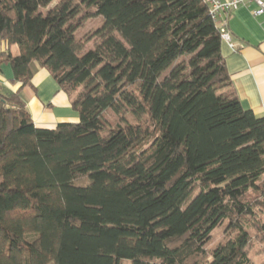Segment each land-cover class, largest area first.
<instances>
[{"label": "trees", "instance_id": "trees-1", "mask_svg": "<svg viewBox=\"0 0 264 264\" xmlns=\"http://www.w3.org/2000/svg\"><path fill=\"white\" fill-rule=\"evenodd\" d=\"M0 41L11 82L37 63L79 117L37 128L20 91L0 95V264H252L264 117L238 100L206 5L0 0ZM223 223L234 235L206 251Z\"/></svg>", "mask_w": 264, "mask_h": 264}, {"label": "crops", "instance_id": "crops-1", "mask_svg": "<svg viewBox=\"0 0 264 264\" xmlns=\"http://www.w3.org/2000/svg\"><path fill=\"white\" fill-rule=\"evenodd\" d=\"M253 4L240 6L227 18V32L233 47L222 41L221 55L235 94L244 109L264 117V15L253 16ZM5 50L0 41V52ZM15 55L16 47L11 48ZM27 86L11 82L8 64L0 66V95L20 91L37 128L53 129L60 123H77L71 98L61 91L49 73L37 63L30 65Z\"/></svg>", "mask_w": 264, "mask_h": 264}, {"label": "rangeland", "instance_id": "rangeland-1", "mask_svg": "<svg viewBox=\"0 0 264 264\" xmlns=\"http://www.w3.org/2000/svg\"><path fill=\"white\" fill-rule=\"evenodd\" d=\"M55 3V2H54ZM100 25L99 19H92L84 24V26L77 32L78 38H85L86 36L92 35V32ZM95 40L87 44V48L92 47ZM75 96V95H73ZM73 98V97H72ZM105 119L110 123L111 127L119 124V118L116 117L112 112L107 111L105 113ZM128 120L131 123H134V120L131 117H128ZM144 121V118L142 119ZM54 129V128H53ZM248 198L254 200L256 195L249 193ZM258 219L261 224H264V212L258 213ZM254 230L251 231L252 243L250 248L247 250V254L252 264H264V242L260 240V237L256 236ZM234 234L229 232L227 229L226 223L219 225L210 235V239L205 245L206 251H211L217 247L220 243L224 242L229 237H232Z\"/></svg>", "mask_w": 264, "mask_h": 264}, {"label": "built area", "instance_id": "built-area-1", "mask_svg": "<svg viewBox=\"0 0 264 264\" xmlns=\"http://www.w3.org/2000/svg\"><path fill=\"white\" fill-rule=\"evenodd\" d=\"M208 7V14L211 20L218 24L221 33V40L233 47L229 33L227 32V18L240 6L253 4L255 9L253 16L264 15V0H200Z\"/></svg>", "mask_w": 264, "mask_h": 264}]
</instances>
